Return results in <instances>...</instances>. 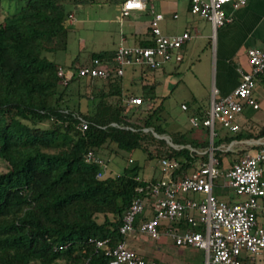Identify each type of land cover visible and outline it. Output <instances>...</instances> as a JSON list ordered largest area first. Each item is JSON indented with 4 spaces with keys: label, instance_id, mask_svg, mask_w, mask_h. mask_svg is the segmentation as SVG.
Returning a JSON list of instances; mask_svg holds the SVG:
<instances>
[{
    "label": "trees",
    "instance_id": "16d2710c",
    "mask_svg": "<svg viewBox=\"0 0 264 264\" xmlns=\"http://www.w3.org/2000/svg\"><path fill=\"white\" fill-rule=\"evenodd\" d=\"M4 1L21 5L0 23V160L6 165L0 172V264H109L105 250L91 240L109 239L114 246L124 239L120 227L138 197L136 187L145 181L143 168L131 163L120 174L100 179L105 170L86 163L87 152H97L108 163L107 152L118 156L139 150L149 160L178 161V174L184 176L207 162L210 141L191 139L189 132L170 134L162 104L156 106L155 86H144L138 95L150 106L128 108L124 77L73 80L84 87L80 100L86 101V110L82 103L71 108L58 77L64 66L49 55L68 49L71 5L96 0H0V5ZM114 56L93 53L91 59L112 61ZM81 66L77 58L70 67ZM74 113L89 122L85 132L77 128ZM145 129L169 136L174 146ZM216 133L214 154L224 171L230 152L218 147L264 138V126L256 134L229 132L224 139ZM148 218V212L140 215L135 226ZM171 224L188 228L185 219Z\"/></svg>",
    "mask_w": 264,
    "mask_h": 264
},
{
    "label": "built area",
    "instance_id": "2783aa9c",
    "mask_svg": "<svg viewBox=\"0 0 264 264\" xmlns=\"http://www.w3.org/2000/svg\"><path fill=\"white\" fill-rule=\"evenodd\" d=\"M250 0H191L190 12L211 23L214 35L217 31L232 22L227 7L238 10ZM151 7L147 0H125L121 5V21L131 16L134 11H148ZM175 18L178 15L175 14ZM74 20L73 15L69 17ZM162 14H155L150 21L152 46H125L121 44L112 61L99 58L78 69L60 67L58 77L60 87L65 91L64 98L70 94V86L75 79L103 80L112 77H124L128 69L142 72H155L168 65H180L184 60V46L191 41V34L167 36L163 34ZM250 73L241 72L238 87L228 96L211 98L209 109L202 118H191L194 128L201 126L210 131V145L205 153L208 160L189 175H179L180 163L170 158H162L160 162L162 177L157 181L145 180L136 187L138 197L134 199L123 217L120 233L124 239L112 246L111 241L95 242L98 248L104 249L110 257L109 264H159L140 257L130 246L129 239L138 232L153 240H160V227L163 222L176 223L186 220L188 228L179 233L169 228L167 234L180 248H197L205 251L204 264H243L247 256L255 261L264 252V227L258 222L260 201L264 198V138L246 142L259 147L253 154L240 158L233 166L221 170L214 154L213 141L217 136L216 126L230 133L241 131L239 117L247 109L259 110L260 105L255 98L257 77L264 75V50L250 48L247 52ZM128 108L145 106L141 96L125 100ZM187 110V106H182ZM65 114L69 110H64ZM77 128L85 132L89 122L81 115L74 113ZM113 127L136 131L131 127L112 124ZM144 132H155L145 129ZM235 144V143H234ZM234 144H230V147ZM177 147V146H176ZM190 148L192 151L193 149ZM88 164L99 165L104 172L98 174L102 179L106 175L107 163L97 152L90 150L85 156ZM228 188L238 197L246 199L240 202H227L217 198L214 193L216 180L223 177ZM191 196H200L195 199ZM145 212L149 213L147 221L137 228L136 220ZM264 215V209L262 210Z\"/></svg>",
    "mask_w": 264,
    "mask_h": 264
},
{
    "label": "crops",
    "instance_id": "0c3cea01",
    "mask_svg": "<svg viewBox=\"0 0 264 264\" xmlns=\"http://www.w3.org/2000/svg\"><path fill=\"white\" fill-rule=\"evenodd\" d=\"M124 1L96 0L93 4L71 5L70 11L74 20H68L70 29L72 27L75 29L86 27L89 31L104 33L115 27L119 31V36L112 42L105 41L104 37L101 38L102 42L90 40L88 61L81 65L89 63L93 53L109 52L114 54L121 44L133 47L152 41L150 21L155 14H162L164 20L160 25L164 35L174 36L188 32L192 36L191 41L184 46L183 62L178 66L168 65L164 69L155 72L128 69L124 83L126 88L130 90L135 82L133 77L139 75L141 83H143L140 94L143 92L144 86H155L158 96L156 106L162 104L163 116L168 115L165 112L166 99L174 95L175 92L176 95L180 94L186 100H191L195 104H198L201 98V92L197 88V84L188 79L189 75L185 72L187 66L191 70L194 69V78L197 82L199 81L203 85L202 79L204 78L211 86L208 92V104L206 106H199L198 104L194 114L191 115V118H200L206 115L213 96L220 99L230 95L240 84L241 72H251L252 68L247 55L248 50L250 48L264 50V0H250L246 6L238 10H233L231 6H228L227 13L231 16L232 22L220 28L216 36L209 21L190 12L191 0H147L151 9L148 11H134L131 16L121 21V5ZM175 14L178 15L177 18L174 17ZM87 48L88 42L81 40L79 51H86ZM71 65L72 63L62 66L71 69ZM176 78H179L177 83ZM181 85L184 87L183 89ZM254 95L260 109H247L239 117L238 123L241 125V129L243 123L260 126L261 128L264 126L262 118L259 117L261 111L264 114V75L257 77V87ZM147 104L150 106L149 103ZM188 104L189 101L186 104L189 111L190 106ZM132 108L134 109V107ZM217 131L219 139L231 136L228 131L222 128ZM187 132H189L188 135L191 139L207 141L210 138L209 129L203 126L199 128L192 126ZM250 140H233L231 142V144L235 143L233 146L222 144L218 149L224 153L230 152L225 160L232 161L235 164L243 156L253 154L258 150L254 145H250L252 147L248 150L246 142ZM242 150H247V152L239 155L238 152ZM161 177L162 172L158 179ZM144 180L149 179L144 178ZM219 188H223V190L221 191ZM215 192L217 198L222 201L240 202L246 199L235 195L234 191L227 187L225 179L222 183L215 185ZM191 197L200 198V196ZM263 209L264 198L261 199L260 209L258 210V222L264 227ZM169 228L179 233L186 230L178 225L173 226L171 223L163 222L160 227L161 238L158 240V244L153 243L151 240L148 241L146 236L139 232L129 239V244L140 257L147 261H156L159 264H204L205 251L192 247H177L172 237L167 234ZM243 264H264V252L257 256L255 261L247 256Z\"/></svg>",
    "mask_w": 264,
    "mask_h": 264
},
{
    "label": "rangeland",
    "instance_id": "374dc122",
    "mask_svg": "<svg viewBox=\"0 0 264 264\" xmlns=\"http://www.w3.org/2000/svg\"><path fill=\"white\" fill-rule=\"evenodd\" d=\"M20 2H10V1H4L1 5H0V23H2L6 17L11 14V13H15V9H17L20 6ZM119 36V31L118 28L115 29V27L111 28L109 32H94L89 31L86 29V27L84 28H78L75 29L74 27L71 28L70 34H69V42H68V49L66 52H60L58 53L57 56L53 57L52 55H49V57L51 59H54L59 62V63H63L70 65L73 61H75L77 58L79 59V62L85 63L88 60V54H89V42L91 41H101L104 37V40L107 42H112L115 39H117V37ZM81 40H85L86 42H88V48L86 51H79V45H80V41ZM194 69L191 70L188 66L185 70L186 73H188L189 78L192 81H194L197 84V88L199 89V91L201 92V98L198 102L199 106H206L208 104V92L210 89V84L209 82H206L205 79L203 78V85L201 84V82H197L194 78V73H193ZM125 78V76H124ZM135 79L134 85L131 87V89L129 91H127V95L130 97H134V96H138L140 95V91L142 88L143 83H141L142 81L140 80V76L139 75H135V77H133ZM176 83L179 81V78H176ZM84 88V87H83ZM82 87H80L77 83H73L70 86V94L66 95V100H70L69 105L71 106L72 109H74V107H77L80 103H82V107L84 108V111L86 110V101L85 100H80V94L84 92V89ZM181 88L183 89L184 87L181 85ZM179 93H181L180 91H177ZM176 93V92H175ZM172 96H169V98L166 99L165 102V112L168 115H164V117L166 118L167 122H168V132L171 133H175V132H187L189 131V129L192 127L191 122H190V118L191 115L194 114V111L197 109L198 104L193 103L191 100H186L185 97H183L180 94H175ZM169 95V94H167ZM65 99V98H64ZM189 101V106H190V110L188 111V106L186 105L187 102ZM183 105L187 106V110L183 109ZM259 117L262 118V123H264V114L261 111L259 114ZM138 118V113L135 114L134 119ZM260 124V123H259ZM260 126H252L249 125L247 123H243L242 125V129L241 131L244 132H249V133H253L256 134L259 130H260ZM220 126L219 124H217L216 126V130H219ZM161 137H167L169 138V136H161ZM157 138V137H156ZM170 142L171 139L169 138ZM250 142H253V140H250ZM176 147V146H175ZM248 150L252 147L250 145L247 144ZM178 148V147H177ZM211 148V147H210ZM155 148H152V150H154ZM244 152L246 153L247 150H242L240 152H238V154H244ZM155 153V151H154ZM236 154V153H235ZM105 158L107 160V169H106V173L108 175H118L120 174L124 167L131 164V163H136L139 164L143 169L141 172V177L145 178V179H158V177L161 174V167H160V162L161 159H157V160H149L148 159V155L143 153L142 151L137 150L135 153L133 154H128L126 152H122L120 155L118 156H114L111 155L109 152H107L105 154ZM232 161H228V165L230 166V163ZM232 164H234V162H232ZM229 166L227 169H229ZM6 171V165L3 161L0 160V172H4ZM148 180V181H149ZM224 180V176L220 177L219 179L216 180V185H218L219 183H222ZM221 191L223 190V188H219ZM219 190V191H220ZM216 194V192H215ZM240 198H244V197H240ZM149 240H151L153 243L158 244L159 241L153 240V239H149V237H146Z\"/></svg>",
    "mask_w": 264,
    "mask_h": 264
},
{
    "label": "water",
    "instance_id": "95a60500",
    "mask_svg": "<svg viewBox=\"0 0 264 264\" xmlns=\"http://www.w3.org/2000/svg\"><path fill=\"white\" fill-rule=\"evenodd\" d=\"M155 136H156L157 138L164 139V140L167 141L170 145L174 146V144H173L172 142H170L169 138H167V137H161V136H159V135H157V134H155Z\"/></svg>",
    "mask_w": 264,
    "mask_h": 264
}]
</instances>
